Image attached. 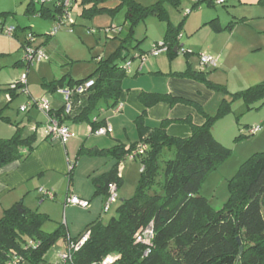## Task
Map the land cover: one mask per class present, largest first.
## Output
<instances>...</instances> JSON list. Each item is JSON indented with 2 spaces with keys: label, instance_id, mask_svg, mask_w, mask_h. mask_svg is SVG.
I'll return each mask as SVG.
<instances>
[{
  "label": "trees",
  "instance_id": "1",
  "mask_svg": "<svg viewBox=\"0 0 264 264\" xmlns=\"http://www.w3.org/2000/svg\"><path fill=\"white\" fill-rule=\"evenodd\" d=\"M47 1L42 0L40 8H37L36 1L31 0L26 14L53 20V30L43 36L35 33L27 35L23 48L32 37L35 41L44 39L37 47L42 49L61 29L67 28L62 27L52 35L64 17V7L62 0H55L50 7L47 6L50 0ZM92 1H80L82 11L78 17L93 19L97 15H112L120 7L127 5V18L130 23L126 29L121 27L116 33L121 47L107 59L98 57L97 67L90 75L75 79L67 73L51 84V93H56L63 88L94 82L85 93L74 97L73 109L69 115L62 107L58 112L52 109L51 117L56 118L60 125H64L66 120L89 123L95 132L105 127V121H98L101 110L114 112L119 106V99L124 92L123 83L130 77L125 69L128 59L122 53L128 49L133 39L136 24L149 16L165 22L167 26L163 45L167 47L165 53L169 60L173 61L182 54L179 41L183 23L174 26L166 8L167 3L177 6L179 0H158L150 7H143L132 0H120L121 5L113 10L99 8L100 3L91 7ZM76 2L74 0L72 13ZM202 2L213 4V0L196 1L193 9L199 8ZM206 25H211L217 33L233 27L230 24L224 29L219 20ZM3 29L4 25L0 24V33H4ZM67 29L71 32V29ZM18 30L25 31L15 28L14 36ZM120 59L125 63H117ZM172 75L201 83L215 92L227 93L224 87L209 81L206 72L194 70L189 62L185 71ZM19 89L21 87L18 90L0 88V96L5 94L11 98L6 108L20 95ZM231 96L230 102L223 100L218 113L210 116L204 108L185 99L170 94L141 93L140 100L147 108L158 104H168L171 107L178 104L194 106L203 115L205 122L201 126H195L190 118L179 121L191 127V136L181 139L167 134V127L173 121L165 120L156 127L149 128L145 124V115H141L136 120L138 141L129 147L120 144L107 150L81 149L80 152L85 155L106 156L117 160V164L108 173L96 179L98 188L95 195L108 197L109 185L116 184L118 191L122 186L119 165L130 161L127 157L139 145H145L146 152L133 160L140 161L143 166L135 195L131 199L122 200L116 210V217L108 223L96 220L75 239H69L64 225H60L53 232H46L44 226L50 220L48 215L25 207H22L23 213L17 207L6 210L0 219V264H14L17 259L21 260L19 264H43L47 254L59 241L75 243L86 232L90 233V239L73 255L71 264H102L108 256L118 257L114 264H264V153L253 155L229 181L230 198L222 210H214L209 200L201 195L202 186L208 176L231 154L229 149L214 138L215 123L230 113L232 104L236 101H243L249 110L258 103L264 105V82ZM6 108L0 109V121L13 124L4 116ZM257 127L260 130L256 133L249 132L250 136L262 130L261 126ZM243 137L240 135L236 140ZM36 142L35 134L24 138L21 130H17L10 139L0 140V169L16 161L28 159L36 150ZM166 150L174 152V157L163 162L161 157ZM75 167L73 164L70 168V182ZM160 177L163 178L161 182ZM157 187L160 191L156 190ZM151 223L155 238L151 253L145 257L146 247L136 244L135 236ZM237 238L242 243V254Z\"/></svg>",
  "mask_w": 264,
  "mask_h": 264
},
{
  "label": "rangeland",
  "instance_id": "2",
  "mask_svg": "<svg viewBox=\"0 0 264 264\" xmlns=\"http://www.w3.org/2000/svg\"><path fill=\"white\" fill-rule=\"evenodd\" d=\"M35 1L36 7L40 8L42 0ZM132 1L143 7L153 6L158 2V0ZM30 2L31 0H0V24L4 25L5 29H25V31L18 30L13 37L0 33V88L10 87L13 83L19 82L23 74H27V93L19 89L20 95L8 108H6L8 104L7 96L5 94L0 96V109L6 108L5 116L10 117L13 124H15L14 122L27 120L28 112L22 113L19 108L27 105L29 100L34 98L38 100L44 96L51 101L53 96L51 84L63 75L70 73L75 78L80 79L95 71L98 57L107 59L121 47L119 36L113 33L106 35L108 34L107 30L112 32V29H114L117 33L121 27L126 29L130 23L127 18V5L120 7L117 13L97 15L94 19L77 17L76 14L82 10H80V5L76 6L73 10L77 22L74 31L70 32L67 28L61 29L51 39L50 43L42 48L48 60L35 61L28 68V64L24 61L25 51L22 47L27 35L31 33L41 36L48 35L55 25L53 20L26 14ZM109 2H113L110 7H116V4L120 6L122 1L107 0L98 2L93 0L91 7L95 3L105 5ZM195 2L192 0H179L177 6L170 3L166 4L171 23L176 27L183 23L181 44L185 45L183 50L189 52L188 54H180L170 62H175L176 68L183 71L185 69L181 67L187 66L191 59L195 65V70L199 71L198 54L205 51L217 58H215L216 65L208 67L204 71L208 74L209 81L224 87L227 91V93H223L209 90L216 97L206 103L204 109L210 116H214L218 113L223 100L230 102L231 95L264 82V0H225L224 5H215L214 3L209 5L208 2H202L199 8L193 9ZM186 15L189 16L186 17ZM107 19H110L111 25L117 28L112 26H108L110 28L102 27ZM214 20H219L220 26L224 29L230 24H233V27L218 33H212L214 29L211 25H203ZM166 26L165 22L159 21L154 16L140 20L134 28L133 39L128 49L123 51L122 55L126 56L127 61H131L134 67L137 66L139 61L137 56L147 54L151 52L155 44L163 43ZM186 26H189V29ZM43 41L44 39L41 38L33 46L38 47ZM162 56L165 57L166 53L162 54L159 59ZM155 60V57H151L148 63L150 61L151 63L155 62ZM223 61H225V65L222 64ZM117 63L124 64L125 61L123 62V59H120ZM10 81L14 82L10 84ZM29 93L33 98L28 96ZM40 120H42V117ZM257 126H261L262 130L250 136V128ZM12 134L8 127L0 125V137H2L0 140L10 139L14 136ZM213 135L216 141L231 151V154L208 176L202 186L201 195L209 200L214 210L220 211L230 198L229 181L253 155L264 153V105L258 103L253 109L249 110L243 101L234 102L230 113L215 123ZM240 135L244 136L243 139L236 140ZM173 157L174 152L166 150L161 159L164 162ZM82 159L81 167L77 166L75 168V174L79 181L78 184L80 186L84 184V188L86 181L90 180L89 176L95 177L93 174L96 169H100L99 173H101L103 168L110 165L112 169L117 164L115 158L106 156L92 158L81 156L78 161L80 162ZM119 169L124 182L118 192V200L111 207L109 213H103L104 206L101 201L103 198L97 200V197H99L97 196L90 198L92 201L89 208H74L72 212L70 211L71 213H68L69 217L76 221L81 220L85 227L91 220H102L104 223H108L113 217H116V210L122 200L131 199L135 195L143 166L140 161H124L119 165ZM162 179L160 177L159 181L161 182ZM156 190L160 191L159 187ZM98 202L101 205H98ZM96 204L99 206V210L94 209ZM95 212H98V215L93 219ZM63 213V208L60 213H55L53 218L46 222L44 230L53 232L60 225H63ZM61 250V243L58 242L47 254L46 262L43 264H58L59 255L66 252H60Z\"/></svg>",
  "mask_w": 264,
  "mask_h": 264
},
{
  "label": "crops",
  "instance_id": "3",
  "mask_svg": "<svg viewBox=\"0 0 264 264\" xmlns=\"http://www.w3.org/2000/svg\"><path fill=\"white\" fill-rule=\"evenodd\" d=\"M79 1L81 0H77V5L74 6L73 10L76 6L80 5ZM54 2L55 0H50L48 2L50 4L47 3V6L50 7ZM110 4H113V2L100 5V7L113 10L118 6V4H116V7H110ZM79 13L76 14L77 17ZM110 22V19H107L102 27L110 28L108 27L112 26ZM203 26H206V24ZM112 27L117 28L115 26ZM186 28L189 29V26H186ZM215 32L216 31L214 30L212 31V33ZM111 33L116 35L114 29L106 35H110ZM182 39L183 37L181 34L179 41L181 49L185 46L181 44ZM186 52L189 53L188 51ZM203 53L208 54L205 51ZM208 55L213 56L211 54ZM159 57H161V55ZM159 57H157L158 59L156 58L155 62L151 63L150 61L148 63L147 61L144 65L141 64L140 60L135 67L132 63L131 69L128 73L130 77L123 83L124 92L119 99V105L122 106V109L119 113H114L112 110H101L98 121H105L104 126H110L112 128V134L97 136L94 134V131L89 123H74L71 120H66L64 125L68 127L72 137L65 144H62L60 141H51L47 137L49 120L47 116H45L36 107L29 108L27 110V120L14 122L15 125L0 121V125H5V127H8L11 130L13 133L12 136L17 130H21L24 138L33 134L37 137L36 150L28 159L25 161H16L0 169V218L3 217L6 210L19 205L25 207L26 209L48 215L51 219L55 213H60L63 208V225L67 230L69 239H75L89 224L94 222V220H91L92 222L89 221L90 223L85 227L81 220L76 221L69 217L68 213H71L74 208H80L71 205L65 206L68 196H75L88 202L89 207L90 202L92 201L90 198L99 196L97 197V200H100L102 197L103 199L101 201L104 206L107 196L95 195L98 188L96 179L98 176L100 177L111 170L110 165L103 168V172L101 173H99L100 169H96L93 174L95 177L92 178V175L89 176L90 180L86 181L84 188V184L81 186L78 184L79 181L76 177L75 169L72 174L74 175L72 177V182H70L69 171L70 166H72L71 164L76 161V167L79 166L80 168L83 159L80 162L78 160L81 156L92 158L90 155L82 154L80 152L81 149L107 150L120 144H124L129 147L132 143L138 141L136 120L141 115H145V124L149 128H154L157 124L165 120L173 121V123L169 124L167 127V134L170 137L181 139L191 136V127L188 124L181 123L179 121L190 118L195 126H201L204 124L205 118L194 106L178 104L171 107L168 104H158L154 107L147 108L145 104L141 102L140 95L143 92L151 94H170L174 97L185 99L199 105L202 108H205L206 103L216 97L203 84L189 79L176 78L172 75L173 73L185 71L187 66L181 67L185 69L181 71L180 68H176L175 62H170L167 53L165 57L162 56L161 59H159ZM213 57L216 58L215 56ZM189 64L192 65L194 70L196 69L191 59L189 60ZM222 64L225 65V61H223ZM71 76L72 78H75L73 75ZM13 82L14 81H10V84ZM52 94L53 96L51 101L44 96L40 99L45 98L48 100L52 109L55 112H58L62 109L63 103L59 92ZM28 96H31L30 93ZM8 103H10L9 100ZM41 117L42 120H40ZM7 118L11 120L10 117ZM95 120L96 117L94 118V121ZM11 122L13 123L12 120ZM0 139H2V137H0ZM120 176L123 183L124 180L121 173ZM40 189L53 192L55 195L54 199L50 200L48 198H44L42 193H40ZM98 205H101V203L98 202ZM98 205H94L95 210H99ZM97 215L98 212H95L93 219H95ZM59 242L62 247L60 252L66 251L68 242L66 240H61Z\"/></svg>",
  "mask_w": 264,
  "mask_h": 264
},
{
  "label": "built area",
  "instance_id": "4",
  "mask_svg": "<svg viewBox=\"0 0 264 264\" xmlns=\"http://www.w3.org/2000/svg\"><path fill=\"white\" fill-rule=\"evenodd\" d=\"M195 2V0H192ZM63 7H64V17L61 20V22L58 24L57 28L54 30L52 35H55L62 27H67L71 29L76 25V17L71 12V8L73 6L74 0H62ZM213 3L215 5H224L225 0H213ZM5 35L8 37H13L15 33V28H8L2 30ZM107 33L109 31L107 30ZM35 39L32 37L29 38V41L27 45L24 47L25 51V57L24 60L28 64V68H30L33 63L36 62H42L44 60H48V57L43 49H38L37 47H34L33 44L35 43ZM167 51V47L161 44H156L153 46V49L149 53H145L143 55L137 56V59L141 61V64L144 65L151 57H159L163 53ZM181 53H187L183 49L181 50ZM216 61L213 56H210L205 53L199 54V66H200V72H204L208 67L215 66ZM132 66V62L128 61L125 64V69L129 72ZM94 82L90 81L82 85L75 86L73 88H63L59 90V95L61 97L64 111L66 114H70L73 109L74 105V97L76 95H81L85 93L88 89H90L93 86ZM21 87V91L27 93V74H23L20 81L17 83H13L9 88L11 90H18V88ZM8 100L11 101L10 96H7ZM36 107L38 108L45 116H47L49 120V125L47 127V137L51 141H60L62 144H65L68 142V140L72 137V134L67 126L60 125L59 122L56 120V118L51 117L52 112V106L48 100L45 98L35 100L31 99L27 103V105L20 108V111L22 113L27 112L29 108ZM122 109V106L119 105L117 109L114 111L115 113H119ZM260 130L259 127L252 128L250 130L251 133H256ZM112 133V128L110 126H105L102 128H99L94 132L97 136H105ZM147 150V147L145 145H139L138 148L132 152L127 158L130 161L135 160L137 156H142ZM72 166H70L71 168ZM40 193H42V196L44 198H48L50 200L54 199L53 192L40 189ZM107 201L103 208V213H109L111 210V207L117 202L118 198V187L116 184H111L108 187V197ZM75 206L79 207L81 209H87L89 207L88 202L75 197V196H68L66 200L65 206ZM155 238V232H154V226L151 223L146 228L140 230L136 236H135V242L136 244H140L146 247V252L144 253V256H148L151 253V249L153 246ZM90 239V233L86 232L77 242L73 243L70 242L67 245L66 252L59 255V263L58 264H71L73 255L80 251V249L89 241ZM117 256H108L102 264H114L117 260ZM21 263V260L17 259L14 264Z\"/></svg>",
  "mask_w": 264,
  "mask_h": 264
},
{
  "label": "water",
  "instance_id": "5",
  "mask_svg": "<svg viewBox=\"0 0 264 264\" xmlns=\"http://www.w3.org/2000/svg\"><path fill=\"white\" fill-rule=\"evenodd\" d=\"M176 51H178V48H177V47L175 48V52H176ZM22 207H23V206L19 205V206H17V209H18V210H21V212L23 213L24 209H23ZM237 241H238V243H239V245H240V254H242V253H243V247H242V243H241L240 238H237Z\"/></svg>",
  "mask_w": 264,
  "mask_h": 264
}]
</instances>
